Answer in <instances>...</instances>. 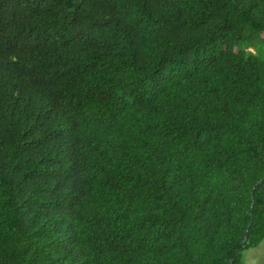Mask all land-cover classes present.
Here are the masks:
<instances>
[{
    "label": "trees",
    "instance_id": "1",
    "mask_svg": "<svg viewBox=\"0 0 264 264\" xmlns=\"http://www.w3.org/2000/svg\"><path fill=\"white\" fill-rule=\"evenodd\" d=\"M263 241L264 0H0V264Z\"/></svg>",
    "mask_w": 264,
    "mask_h": 264
},
{
    "label": "rangeland",
    "instance_id": "2",
    "mask_svg": "<svg viewBox=\"0 0 264 264\" xmlns=\"http://www.w3.org/2000/svg\"><path fill=\"white\" fill-rule=\"evenodd\" d=\"M246 264H264V241L255 249L245 253Z\"/></svg>",
    "mask_w": 264,
    "mask_h": 264
}]
</instances>
